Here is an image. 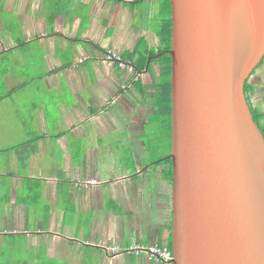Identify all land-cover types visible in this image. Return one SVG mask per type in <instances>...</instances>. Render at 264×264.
<instances>
[{"label": "crops", "instance_id": "crops-1", "mask_svg": "<svg viewBox=\"0 0 264 264\" xmlns=\"http://www.w3.org/2000/svg\"><path fill=\"white\" fill-rule=\"evenodd\" d=\"M163 3L0 0V264H159L112 249L170 237L147 142Z\"/></svg>", "mask_w": 264, "mask_h": 264}, {"label": "water", "instance_id": "water-1", "mask_svg": "<svg viewBox=\"0 0 264 264\" xmlns=\"http://www.w3.org/2000/svg\"><path fill=\"white\" fill-rule=\"evenodd\" d=\"M172 264H264V136L244 85L264 0H169Z\"/></svg>", "mask_w": 264, "mask_h": 264}, {"label": "trees", "instance_id": "trees-1", "mask_svg": "<svg viewBox=\"0 0 264 264\" xmlns=\"http://www.w3.org/2000/svg\"><path fill=\"white\" fill-rule=\"evenodd\" d=\"M159 20H160V28L158 32V36L160 39V48L158 52H151V54L155 55L156 53L160 54L155 61H158L162 67L161 71V78L159 80V84L156 88V95L154 97L153 107H154V117H157L160 114V118H162L163 122L160 124V129L163 137L164 131H167L169 135V117H170V55L168 54V50H170V37H171V21H170V2L169 0H164V3L160 7L159 13ZM262 111V110H261ZM259 111V112H261ZM258 112V111H257ZM256 112V113H257ZM264 113H257L254 116L255 123H260L261 119L263 118ZM153 117V118H154ZM168 137V146L170 147V140ZM164 138L160 139L161 142ZM169 152V149L167 153ZM168 180L171 182L172 173L169 171ZM167 246L170 250L171 249V236L169 237Z\"/></svg>", "mask_w": 264, "mask_h": 264}, {"label": "flooded vegetation", "instance_id": "flooded-vegetation-1", "mask_svg": "<svg viewBox=\"0 0 264 264\" xmlns=\"http://www.w3.org/2000/svg\"><path fill=\"white\" fill-rule=\"evenodd\" d=\"M264 65V58L263 60L261 61V63L257 66L256 69H254V71L251 73V75L249 76V78L247 79V81L245 82V85H244V95H245V99H246V102L249 106V109H250V112L252 114V117H253V120H254V116L255 114L257 113H264V110H262V107L261 106H257L256 105V102L260 100V97L258 95V91H259V80L256 79L257 76H256V71L262 67ZM170 70H171V62H170ZM140 71H137L134 69L133 67V82H138L139 81V73ZM159 78H161V75H159ZM254 78V79H252ZM135 80V81H134ZM141 80V78H140ZM258 80V81H257ZM157 91L155 90V93L154 95H156ZM155 97V96H154ZM151 108L153 109V105L151 106ZM262 110V111H261ZM170 111H171V107H170ZM258 111V112H257ZM261 111V112H259ZM257 112V113H256ZM154 111H153V117H154ZM160 114H158L157 117H154L153 118V121L150 122V125H149V132H151V128L152 126L155 124L156 125V129L157 128H160V124L161 122H163L162 118L161 120L159 119ZM169 120H170V117H169ZM264 116L263 118L261 119L260 123H256V125L258 126L259 130L261 131L262 135L264 136ZM255 122V121H254ZM171 120L169 122V135L167 134V131H164V137L163 135L160 137V136H157V140L159 142H161L160 139L164 138L163 141L166 139L167 140V143H169L168 141V137L166 136H169V140H170V147H171V139H170V133H171ZM162 134V133H161ZM153 137V140H155V137L152 133L151 135ZM161 148H165L163 144H160ZM170 147H169V152H165L164 153V156L161 158L162 159V163L159 164V169L162 171V173H164V177H165V180L167 181V183L170 185V187H172L171 185V182H172V179H171V182L168 180V175H169V171H171L172 173V163H171V159L169 157V154H170ZM168 151V150H167Z\"/></svg>", "mask_w": 264, "mask_h": 264}, {"label": "built area", "instance_id": "built-area-1", "mask_svg": "<svg viewBox=\"0 0 264 264\" xmlns=\"http://www.w3.org/2000/svg\"><path fill=\"white\" fill-rule=\"evenodd\" d=\"M106 61L109 64L116 63L120 67H125L127 72L133 73V66L129 62H124L120 56L113 51L106 53ZM98 183L94 179L86 181V185L94 186ZM114 253H131L134 256H144L148 261L159 264H172L173 253L167 246H161L157 243L149 245L140 244L136 241H131L124 249H112Z\"/></svg>", "mask_w": 264, "mask_h": 264}, {"label": "rangeland", "instance_id": "rangeland-1", "mask_svg": "<svg viewBox=\"0 0 264 264\" xmlns=\"http://www.w3.org/2000/svg\"><path fill=\"white\" fill-rule=\"evenodd\" d=\"M158 20H159V18H158ZM159 22H160V20H159ZM256 76H257L256 79H258L259 83H260L259 84V91H258V95L260 97V100H259V102L258 101L256 102V105L261 106L262 110H264V65L256 71ZM252 79H254V78H252ZM153 111H154V109H153ZM159 119L161 120V118H159ZM160 132H161V129L160 128L156 129V125L154 124L151 128V132H149V135L147 137L148 145H150L153 150H156L159 153L156 155V159H157L156 161L160 160L164 156V153L167 152V150L169 149V146H168L166 139L162 142H159L157 140V136H160V137L162 136V134ZM152 133L155 137V140H153V137L151 136ZM160 144H163L165 148L162 149ZM153 150H150V155L153 153Z\"/></svg>", "mask_w": 264, "mask_h": 264}]
</instances>
